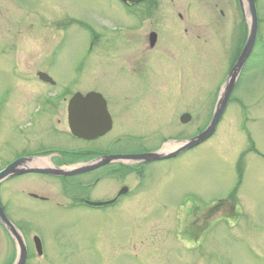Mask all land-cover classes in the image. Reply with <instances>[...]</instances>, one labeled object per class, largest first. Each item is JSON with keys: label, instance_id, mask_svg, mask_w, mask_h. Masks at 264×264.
I'll list each match as a JSON object with an SVG mask.
<instances>
[{"label": "rangeland", "instance_id": "rangeland-1", "mask_svg": "<svg viewBox=\"0 0 264 264\" xmlns=\"http://www.w3.org/2000/svg\"><path fill=\"white\" fill-rule=\"evenodd\" d=\"M130 5L0 0V170L40 149H103L128 135L150 139L137 146L122 141L121 152L149 150L203 130L249 30L246 0ZM255 5L254 48L206 142L141 169L124 166L123 174L99 169L56 178L36 163L42 173L0 180V206L24 241V264H264V0ZM150 33L157 34L153 49ZM120 77L130 82L119 84ZM64 89L70 96L100 93L114 130L94 144L72 139L60 101L31 129L29 115ZM185 113L192 120L181 124ZM59 158L49 161L64 163ZM124 187L127 195L111 208L80 205L112 200ZM33 237L43 244L42 256ZM16 254L15 238L0 224V264H14Z\"/></svg>", "mask_w": 264, "mask_h": 264}, {"label": "flooded vegetation", "instance_id": "flooded-vegetation-1", "mask_svg": "<svg viewBox=\"0 0 264 264\" xmlns=\"http://www.w3.org/2000/svg\"><path fill=\"white\" fill-rule=\"evenodd\" d=\"M130 1L131 0L126 1V6H131ZM219 13H220V15L224 16V11L220 10ZM118 29H122V28H118ZM123 29H125V28H123ZM155 45H156V43H155ZM155 45L150 47L148 44V47H149V49H153ZM136 75H137L136 73H133V76L130 79L131 82L133 83V86H135L137 84ZM122 79H123L122 77L119 78V84H122V82H123V84L130 82V80L127 81L126 79L125 80L124 79L122 80ZM143 85H145V88L147 89V86H148L147 81L141 82L140 86H143ZM69 93H70V89H64V90H62V93H60V94L57 93L56 95L52 96V99H50L48 103L41 104L40 107L35 112H33L29 115L30 128L31 129L36 128L40 118L44 116V114L47 112L48 108H50L51 106L52 107L57 106L58 101L66 102V106H65L66 107V122H68L69 101H70L71 97L74 95V94H72L71 97H68V96H70ZM89 93H93V92L90 91V92L85 93L83 95L85 96ZM98 94H100V93H98ZM58 95H60V97H57ZM146 99L148 100L147 95H146ZM105 101H106V105H107V111H108L109 117L111 119L110 131L101 135V136H96V137L93 136V138L88 137V138L80 139V138H77L71 134V132L69 130L68 123H67L68 132H69V135L72 137V139H75V140L82 142L84 144H94L98 141L105 139L107 137V135L114 130V120H113L111 114L109 113L108 102L106 99H105ZM89 106H90V104L82 106V108L84 110V112H83L84 120L83 121L86 124L89 123L90 118H91V115L87 112ZM96 125H100V122H98ZM148 139H150V138L149 137H144V138L143 137H132V136L127 135V136H118V137L112 138V140L110 142H108L103 149L96 148V147H90V146H84V147H81V148H78L75 150L60 149V148L40 149V150H37L34 152L19 154L18 156L12 158L9 162L5 163L2 169L9 166L15 160L23 158V159L27 160L22 165L24 170L25 171H33L35 173H39V172H37V170L34 169L33 166H35L36 163H40L42 166L41 165H37V166L42 167L43 170H53V171H59V172H64V173H70V174H72V176H74V175H77V176L90 175V173L95 172L96 170H99V169H101L103 171V175H105L111 171H113L114 173H117V174H123L125 171L124 166L136 164V165H140V169H141V167L143 166L142 164L144 163V161L132 160V159H129L126 157H134V156H140L143 154H147L149 152H153V151L160 149L161 146L160 147L157 146V148L149 149V150H134V151L128 150L125 152H121V150H120L121 146L120 145L122 144V141H128V142L132 143L134 146H137L139 144H143ZM162 142L164 143L165 139H162L161 142L159 143V145ZM57 157H60L59 160H62V157L66 158V159H64L65 160L64 163H59L63 167H60V165H57V164L50 163L49 160H52V159L57 158ZM68 159L77 160L79 163L74 165V166H71L67 162ZM43 160H45V162H41ZM131 169H136L135 171L138 170L137 167H133ZM76 171H78V172H76ZM74 172H76V173H74ZM29 173H26V174H29ZM47 176H51V175L48 174ZM72 176H61V177L51 176V177H56V178H67L68 177L69 178ZM127 193H128V189L124 187V188H121L118 190V192L116 193V195L113 197L112 200H109V201L82 200L80 202V205H81V207H84L87 210L102 211L106 208L113 207L114 204L118 202L119 198L123 197L124 195H127ZM33 198H37V196L33 195ZM40 199H42V198H40Z\"/></svg>", "mask_w": 264, "mask_h": 264}, {"label": "water", "instance_id": "water-1", "mask_svg": "<svg viewBox=\"0 0 264 264\" xmlns=\"http://www.w3.org/2000/svg\"><path fill=\"white\" fill-rule=\"evenodd\" d=\"M247 6H248V15L250 17V25H249V32L248 36L245 42V45L235 62L232 70L228 74L222 90L219 94L215 110L212 116V119L210 121V124L208 127L197 137L187 141L183 145H181L180 148L176 149L175 151L172 152H165L163 153H151L147 154L144 156H139V157H129L131 159H137V160H162V159H170L174 158L177 155L181 154L182 152L189 150L193 147L198 146L199 144L203 143L205 140L210 138L213 133L215 132V129L217 127V124L219 123L220 118L222 117L228 102L230 100L231 94L236 86V83L238 81L240 72L244 64L246 63L247 59L249 58L254 45H255V40L257 36V27H258V19H257V11L255 7V0H246ZM155 34H153L150 37L151 44L153 45L155 42ZM39 77L43 81L47 82H52L47 76L43 74H39ZM89 108L87 112L91 115L89 123L86 125L84 123V118H83V108L82 106L84 105H89ZM98 122H100V125H96ZM89 125V126H88ZM88 126V127H87ZM69 127L73 135L80 137V138H88L93 136H98L101 134H104L106 131L110 129V120L107 115L106 111V104L102 97L98 94L91 93L87 95L86 97H83L81 95H75L74 98L70 101L69 103ZM23 161H17L13 165H11L9 168L6 170L2 171L0 173V180L3 177L9 176H15V175H20L26 172L25 170L19 171L18 169H15L16 167H19ZM37 172H41L38 171ZM48 173L51 175H64L66 173L64 172H59V171H53V170H45L43 173ZM42 173V172H41ZM74 174V173H73ZM72 175V174H71ZM0 222L1 224L8 230L11 235L15 238L16 244L18 246V259L16 264H24L27 251L25 248L24 241L21 237V235L17 232L15 227L6 219V217L3 214V211L0 206ZM35 246L37 248V252L39 255L42 254L41 251V243L38 238H34Z\"/></svg>", "mask_w": 264, "mask_h": 264}, {"label": "bare ground", "instance_id": "bare-ground-1", "mask_svg": "<svg viewBox=\"0 0 264 264\" xmlns=\"http://www.w3.org/2000/svg\"><path fill=\"white\" fill-rule=\"evenodd\" d=\"M149 39V38H148ZM157 41V40H156ZM156 41L154 42V43H156ZM106 107H107V105H106ZM68 124H69V119H68V122H67ZM181 146H180V144H169V145H166L165 147H164V149L162 150V153L163 154H165V152H167V153H169V152H171L172 150L174 151L175 149H177V148H180ZM41 162H45V160H43V161H41ZM19 167H16L15 169H18ZM41 247H42V251H43V244H42V242H41ZM17 252H18V249H17ZM39 256V255H38ZM41 256H42V254H41ZM18 257V256H17Z\"/></svg>", "mask_w": 264, "mask_h": 264}]
</instances>
